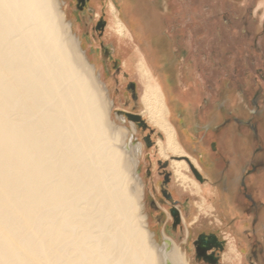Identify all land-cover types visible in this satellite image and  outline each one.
Masks as SVG:
<instances>
[{"label":"bare ground","instance_id":"bare-ground-1","mask_svg":"<svg viewBox=\"0 0 264 264\" xmlns=\"http://www.w3.org/2000/svg\"><path fill=\"white\" fill-rule=\"evenodd\" d=\"M136 2L88 0L83 13L105 6L120 42L136 43L138 57L127 55L124 65L143 84L141 116L163 133L160 155L181 159L172 160L181 187L189 180L200 190L183 174L186 160L205 176L215 186L216 221L229 222L232 201L216 185L209 148L191 154L195 118L206 114L197 110L199 90L189 80L178 86L159 15ZM63 6L0 0V264H189L172 239H154L136 173L141 145L128 144L112 121L107 88ZM242 226L232 231L238 259Z\"/></svg>","mask_w":264,"mask_h":264},{"label":"rangeland","instance_id":"rangeland-1","mask_svg":"<svg viewBox=\"0 0 264 264\" xmlns=\"http://www.w3.org/2000/svg\"><path fill=\"white\" fill-rule=\"evenodd\" d=\"M60 1L64 3L66 17L73 23V32L80 38L89 62L95 66V71L107 88L108 98L113 104L110 112L112 121L126 129L128 144L141 145L136 155V173L141 180L145 213L156 242L162 244L163 234L166 235L184 253L189 264H195V236L202 231L214 232L227 242L221 264H249L243 256L238 259L231 250L233 233L230 227L239 219L230 223L220 217L223 222L219 223L215 209L210 208L216 206L215 186L205 177V185L198 182L200 190L189 180H186L185 187H181L172 169V160L181 159L171 154L167 159L160 155L157 143L163 140V133L141 116L143 84L138 72L128 71L124 65L127 55L138 57L136 43L128 39L120 42L119 36L111 30L110 16L105 6L84 14L85 5L80 9L77 0ZM136 1L147 13L154 11L159 15L160 34L170 44L171 54L173 50L175 58L179 59V66L171 63L173 67H178L175 74L178 76V86L183 88L186 80H189L192 89L199 90L198 105L203 103L204 107L207 106L205 117L208 116L207 119L212 122L211 115L220 114L226 119L238 115L253 126L261 125L259 128L263 127L264 132V124L257 120L261 112L264 114V0ZM100 23H104L102 28H99ZM256 44L263 55L262 59L257 57L258 63L252 57ZM118 46H122L121 51L126 54H120ZM172 58L170 56L169 61ZM188 66L190 73L182 77L180 71ZM197 110L204 112L198 106ZM116 111L140 115L147 127H138L125 117L122 122ZM177 117L182 126L183 112ZM231 124L232 121L228 128H233ZM147 137L151 142L149 145L145 142ZM216 146L219 150L220 146ZM166 173L169 175L167 183L164 182ZM183 174L195 180L190 169L183 171ZM243 174L241 172L239 176ZM262 176L264 178V174ZM163 190L171 195V201H165ZM173 205L182 211L184 219L175 230L169 214ZM247 218L248 226L252 225V217ZM259 240L264 241L263 238Z\"/></svg>","mask_w":264,"mask_h":264},{"label":"flooded vegetation","instance_id":"flooded-vegetation-1","mask_svg":"<svg viewBox=\"0 0 264 264\" xmlns=\"http://www.w3.org/2000/svg\"><path fill=\"white\" fill-rule=\"evenodd\" d=\"M77 1L78 7L83 9L88 0ZM103 25L104 23H100L99 28H102ZM130 88L133 90V85ZM263 115V112H261L258 117L262 125L264 124ZM231 121L234 125L233 128L239 127L235 120L223 118L221 129L225 130L230 127L229 123ZM228 129L230 130L231 128ZM261 131L263 135V127ZM145 142L148 145L151 144L149 137L145 138ZM212 149L214 150L215 147L213 146ZM216 154L218 153L216 152ZM255 157L256 164L246 168L243 160H241V156L236 153L235 160L225 162L224 168L220 170L221 172H218L216 185L232 201L234 215L230 219V223L239 219L231 225V232L237 229L238 223L243 224L242 233L245 242H243L244 247L242 246L241 257L243 256L249 264H263L264 241L261 242L259 239H264V178L262 176L264 174V136L258 139ZM165 166L166 164L163 165V169ZM241 172H244V174L239 176ZM195 180L201 184H206L205 177L201 182L196 178ZM168 181L169 175L166 173L164 175V182L167 183ZM162 194L166 202L171 201V195L166 190H163ZM174 211H177L178 214L175 215ZM169 214L172 218V227L175 230L182 223L177 206H171ZM248 216L252 217V225L250 226L247 224ZM226 249L227 242L224 238H221L214 232L202 231L195 236L193 242L194 262L195 264H221V258Z\"/></svg>","mask_w":264,"mask_h":264},{"label":"crops","instance_id":"crops-1","mask_svg":"<svg viewBox=\"0 0 264 264\" xmlns=\"http://www.w3.org/2000/svg\"><path fill=\"white\" fill-rule=\"evenodd\" d=\"M254 40L256 39L254 38ZM254 47H255L253 49L254 56L252 57H254V60H256L255 63H258L257 57L259 59H262L263 55L261 51L258 49L259 48L258 44H256ZM171 56L173 58L168 63L170 64L174 63L179 66V59L175 58L173 50H172ZM255 71L257 73L259 72L257 70ZM203 105H204L203 103H199L198 109L200 111H207V106L205 105L204 107ZM254 105L257 106V103L256 104L254 103ZM207 118L208 116L204 118L203 122H201L200 118H195V132H193V136L195 137V148L197 150L192 149L191 154H195V156H197L201 154L200 148L204 149L208 147L209 152H210V158L208 157V159L213 161L212 163L215 165V169L218 172L224 168L225 162L235 160L236 153L242 157L243 163L246 168L250 167L251 165L256 164L255 162L256 161V157H255L256 146L258 143V139H260V137H263L262 131L258 127V125L253 126L252 124H249L248 120H242L240 116L236 115L231 120H235V122L238 123L239 127L236 129L231 128L229 130L227 128L224 130V129H221L222 124H219V123H222L223 121V117H221L220 114L211 115L210 119L213 120L212 123H210V121ZM257 120L259 121V118ZM182 126L185 128L184 125ZM199 134L202 136L200 137ZM228 144L231 147H229ZM216 145L220 146L219 150L216 149ZM213 146L215 147L214 150L212 149ZM216 152L218 154H216ZM224 155H226L227 158L224 157ZM202 165H204V163H202Z\"/></svg>","mask_w":264,"mask_h":264},{"label":"water","instance_id":"water-1","mask_svg":"<svg viewBox=\"0 0 264 264\" xmlns=\"http://www.w3.org/2000/svg\"><path fill=\"white\" fill-rule=\"evenodd\" d=\"M113 106V104H111ZM115 114L118 117H125L128 121H132L134 123H136V125L138 127H141L143 129H145L147 127V125L145 124V122L142 120L140 115H136V114H131V113H123L121 111H116ZM187 163L189 164V168L193 174V176L199 180L200 182L202 181L201 175L198 173V171L190 164V162L188 160H186ZM174 214H178L177 211H174Z\"/></svg>","mask_w":264,"mask_h":264}]
</instances>
